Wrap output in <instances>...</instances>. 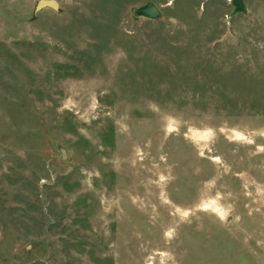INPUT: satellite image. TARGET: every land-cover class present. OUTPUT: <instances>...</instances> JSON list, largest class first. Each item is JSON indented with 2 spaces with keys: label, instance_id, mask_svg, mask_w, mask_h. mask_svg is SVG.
<instances>
[{
  "label": "rangeland",
  "instance_id": "obj_1",
  "mask_svg": "<svg viewBox=\"0 0 264 264\" xmlns=\"http://www.w3.org/2000/svg\"><path fill=\"white\" fill-rule=\"evenodd\" d=\"M38 1L0 0V264H264V0Z\"/></svg>",
  "mask_w": 264,
  "mask_h": 264
},
{
  "label": "water",
  "instance_id": "obj_2",
  "mask_svg": "<svg viewBox=\"0 0 264 264\" xmlns=\"http://www.w3.org/2000/svg\"><path fill=\"white\" fill-rule=\"evenodd\" d=\"M231 5L233 7V14L246 13V7L243 0H231ZM46 8L56 11L58 4L55 0H39L36 4L35 11L38 12ZM137 14L149 20H156L160 16L158 8L153 4H148L144 7H141L138 9Z\"/></svg>",
  "mask_w": 264,
  "mask_h": 264
}]
</instances>
